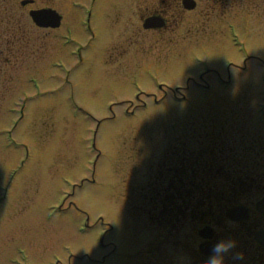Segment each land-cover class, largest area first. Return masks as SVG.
I'll use <instances>...</instances> for the list:
<instances>
[{
    "label": "rangeland",
    "instance_id": "rangeland-1",
    "mask_svg": "<svg viewBox=\"0 0 264 264\" xmlns=\"http://www.w3.org/2000/svg\"><path fill=\"white\" fill-rule=\"evenodd\" d=\"M155 1L122 0L120 14L111 8L114 3L108 2L106 12L99 5L92 44L81 22L87 17L76 9L71 29L76 47L64 43L73 40L71 33L60 34L66 70L54 64L60 57L44 39L42 63L29 57L3 71L0 264H92L86 255L101 260L111 254L113 248L104 252L102 242L118 245L110 264H129L152 232L136 233L139 221L148 220L154 229L164 201L176 200L168 189L178 185L176 160L200 167L196 160L204 152V166L215 140L234 157L225 165L241 161L244 169L263 168L264 0H214L208 16L203 9L209 2L196 0L197 9L163 32L143 28L142 16ZM114 24L121 41L113 35ZM78 47H86V62L72 53ZM253 140H259L256 146ZM241 141L245 148H237ZM14 143L19 148L10 146ZM251 146L246 157L242 152ZM221 159L218 166L224 165ZM217 178L212 186L223 187L225 181ZM190 218H180L186 222L179 227L182 240L190 229L192 239L198 238ZM87 220L95 230L79 232ZM99 230L110 232L100 240Z\"/></svg>",
    "mask_w": 264,
    "mask_h": 264
},
{
    "label": "flooded vegetation",
    "instance_id": "flooded-vegetation-1",
    "mask_svg": "<svg viewBox=\"0 0 264 264\" xmlns=\"http://www.w3.org/2000/svg\"><path fill=\"white\" fill-rule=\"evenodd\" d=\"M121 1H79L80 6L83 4L88 8L87 31L91 35L90 44L98 38L93 19L99 5L101 8L103 3L104 9L102 10L106 12L111 6L108 2H111L114 3L111 8L118 11ZM183 1L156 0L155 6L147 7V14L142 16L144 21L153 18L163 21L162 27L148 29V31L163 32L171 29L173 21L178 20L183 13L189 11ZM206 1L209 4L205 5L203 13L208 16L211 2L214 0ZM230 1L235 2L234 0ZM244 1L245 4L251 2V0ZM197 5L196 1L195 9H197ZM44 9L54 11L58 14L59 20L54 15L55 13L51 17L45 15L41 20L43 26L37 25L31 14ZM76 9H78L77 0H0V93L2 84H4L3 79L7 74L3 73L4 70L19 61H28L29 57L30 60L34 59L36 64L43 62L46 49L44 48L46 43L44 39L49 40L48 45L52 47L54 55L60 57L58 61H62L66 65V61L61 58V55L59 56L63 50L60 34L66 30L71 33L73 40L64 41V43L66 46L72 44L73 47H76L75 41L78 40L75 36L73 37L74 32L71 31L75 27ZM118 14H120L119 11ZM118 18L114 20L115 23ZM113 27L115 28L113 35L116 36L115 33H117V40L121 41L119 27L116 24ZM106 31L108 32V30ZM37 44L39 47L35 48ZM85 49L86 47L80 50V59L86 62L87 60L83 56ZM105 50L106 45L103 46L100 53L101 64L105 58ZM122 51L123 49L118 54L120 55ZM72 53L76 58V52ZM22 57L23 59H21ZM92 71L94 70L92 69ZM240 131L239 133H241ZM242 134L244 135V133ZM254 141L259 142V140L251 142L256 146ZM262 144L264 145V140L262 143L260 142V145ZM245 146L241 141L237 148H245ZM226 147L222 141H212L211 149L208 151L211 159L210 162L205 160L204 163H208L204 166L201 159L204 152H200V161L196 160V163L200 162V167L197 164L194 165V161H186L184 164L175 161L173 170L176 171L179 179H176L174 183H178V185L170 183L168 189L174 191L172 194L176 200L174 201L172 197L168 201L169 203L164 201L161 205L162 218L155 222L152 221L153 217L151 219L154 229L148 226V220H144V224L142 221H139L140 224L137 223L140 231L136 233H146L149 228L152 229V232L150 231L151 236L148 241L139 247L133 256L129 257V264H184V260H186V264H204L205 259L211 254L213 245L226 239L235 240L237 243L236 248L228 256L227 264H234L232 257L237 254H242L243 259L235 261V264H264V209L260 207V204L264 202V166L261 171H257L254 164L251 166L253 169H244L247 164L243 162L245 165L242 166L241 161V165L236 163L225 165L229 159L234 158ZM242 153H247L246 157H248L249 154H252V146ZM219 155L222 157L220 161L224 164L222 166L215 163L218 161ZM231 169H235V171L231 173ZM216 177L225 181L223 187L212 186V180ZM198 178L200 180L196 183ZM258 180H261V184L256 185ZM248 183L249 186H247ZM167 196L169 197V195ZM155 208H160V206ZM188 215L191 217L188 222L191 223L198 238L192 239L194 234L192 236V229H190V234L182 240L179 236V227L186 225V222H182L180 218H187ZM140 216L142 215L140 214ZM158 228L161 229L160 236L156 234ZM147 243L150 245L147 246ZM110 247L113 248L110 251L111 254L104 255L103 259L99 260L87 255V260H90L92 264H110V257L118 254V245L113 242L109 245L103 244L104 252H107ZM149 255L152 256V260L146 258Z\"/></svg>",
    "mask_w": 264,
    "mask_h": 264
},
{
    "label": "clouds",
    "instance_id": "clouds-1",
    "mask_svg": "<svg viewBox=\"0 0 264 264\" xmlns=\"http://www.w3.org/2000/svg\"><path fill=\"white\" fill-rule=\"evenodd\" d=\"M236 246L237 243L235 240H220L213 245L211 254L205 259L204 264H227L228 256L232 252V250L236 248ZM242 259V254H237L232 257L234 264L235 261H239ZM184 264H186V260H184Z\"/></svg>",
    "mask_w": 264,
    "mask_h": 264
},
{
    "label": "water",
    "instance_id": "water-1",
    "mask_svg": "<svg viewBox=\"0 0 264 264\" xmlns=\"http://www.w3.org/2000/svg\"><path fill=\"white\" fill-rule=\"evenodd\" d=\"M184 5L188 9H193L195 7V5H196V2L194 0H184ZM54 13L55 12H52V11L48 12L47 10L46 11H42V12H38V13L36 12V13L33 14V18L40 25L41 24L40 21L42 20L43 16L46 15V16H50L51 17L52 14H54ZM54 15L57 17L56 13ZM58 20H59V18H58ZM155 20L156 19H148V20H146V22L144 24V27L149 29V28H152V27H158V26L162 25L161 23H155Z\"/></svg>",
    "mask_w": 264,
    "mask_h": 264
}]
</instances>
